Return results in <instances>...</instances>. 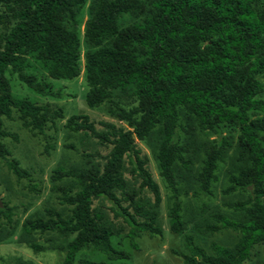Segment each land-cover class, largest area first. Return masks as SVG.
<instances>
[{
  "label": "trees",
  "instance_id": "trees-1",
  "mask_svg": "<svg viewBox=\"0 0 264 264\" xmlns=\"http://www.w3.org/2000/svg\"><path fill=\"white\" fill-rule=\"evenodd\" d=\"M87 1L0 0V158L8 155L4 120L15 109L40 133L47 122L63 118L62 109L15 97L7 71L43 96L51 95L49 85L25 72L22 56L41 62L52 79L78 78ZM125 15L140 21L122 26ZM83 33L86 103L106 105L127 127L85 112L67 120L66 127L80 136L82 167L66 174L58 168L53 180L76 179L62 190L69 213L47 210V218L27 219L22 241L58 230L74 235L63 248V264H76L86 246L109 261L129 260L113 245L114 237L128 238L135 250L142 234L162 237L163 196L139 145L145 141L172 192L167 215L173 234L183 233L190 222L178 179L210 193L219 163L228 160L224 193L247 197L227 204L234 217L216 213L215 222L200 232L232 230L238 241L231 247L213 242L209 253L186 234L187 253L174 254L184 264H244L264 244V0H91ZM128 97L136 105L122 102ZM222 127L239 131L236 145ZM10 166L17 176H27L17 163ZM5 226L12 232L4 235ZM15 227L11 213L0 208V240Z\"/></svg>",
  "mask_w": 264,
  "mask_h": 264
},
{
  "label": "rangeland",
  "instance_id": "rangeland-1",
  "mask_svg": "<svg viewBox=\"0 0 264 264\" xmlns=\"http://www.w3.org/2000/svg\"><path fill=\"white\" fill-rule=\"evenodd\" d=\"M91 0L87 1L81 13V41L82 58L81 74L74 80H57L49 76L44 65L36 61L32 56H22L27 60L25 72L37 77L38 81L48 84L51 95L43 96L34 92L25 83L19 80L17 74L8 70L6 75L12 86V93L19 99L45 106L52 110L62 109L63 118L55 123L47 122L44 133H40L30 124L27 126L21 118V114L15 109L12 118L4 120V129L10 135L3 139L8 155L6 159L0 158V208L9 211L16 227L9 236L0 240V264H63L66 252L63 249L75 236L62 231L46 234L35 233L30 243L23 242V224L27 219L37 217L47 218L46 211L67 213L68 207L62 202V190L76 179L65 177L60 181H54L58 168H62L64 174L69 171H79L82 167V146L78 133L71 132L67 127V120L80 113H88L94 118L106 119L127 127L126 123L113 118L107 112V106L91 108L86 103V94L89 87L86 82V53L87 46L84 41V26L90 17ZM140 21L130 15L121 19V25L127 26L134 21ZM0 31L2 26L0 25ZM126 105H136L135 98H123ZM224 136H231L233 145H236L239 131L234 127H222ZM204 139H214V135H203ZM73 144L74 148L70 145ZM141 148L150 159L154 177L160 185L163 203V236H151L142 234L137 239L139 250L130 246L129 239L124 236L114 237L113 245L120 250H125L129 260L109 261L105 255L92 247H84L76 257V264L81 259L91 261H104L107 264H184L177 253H187L184 248V236L191 234L195 242L211 253L213 242L231 247L239 239V234L232 230H222L214 235H204L200 229L207 223H214L213 215L222 213L234 217V211L227 204L244 200L246 193L225 194L224 190L229 186L226 175L228 160L220 162L216 172L218 180L211 186V192L206 193L198 185L188 184L187 180L178 179L180 199L183 202V214L190 220L187 229L181 234H173L169 228L168 207L172 192L164 179L160 176L154 151L147 142H139ZM233 150H231L230 154ZM11 162L17 163L27 176L19 177L10 166ZM69 213V211H68ZM55 217V216H54ZM5 235L11 228L5 226ZM12 232V231H11ZM30 244H33L31 246ZM36 246H39L36 247ZM244 264H264V244L258 245L253 250L252 256Z\"/></svg>",
  "mask_w": 264,
  "mask_h": 264
}]
</instances>
